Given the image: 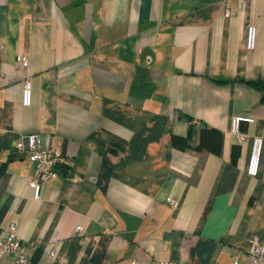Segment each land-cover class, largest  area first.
<instances>
[{
  "label": "crops",
  "instance_id": "0c3cea01",
  "mask_svg": "<svg viewBox=\"0 0 264 264\" xmlns=\"http://www.w3.org/2000/svg\"><path fill=\"white\" fill-rule=\"evenodd\" d=\"M263 82L264 0H0V228L15 223L26 264H246L264 244ZM203 127L217 152L196 145ZM29 132L62 159L37 198L15 146Z\"/></svg>",
  "mask_w": 264,
  "mask_h": 264
},
{
  "label": "built area",
  "instance_id": "2783aa9c",
  "mask_svg": "<svg viewBox=\"0 0 264 264\" xmlns=\"http://www.w3.org/2000/svg\"><path fill=\"white\" fill-rule=\"evenodd\" d=\"M224 11L226 8L224 7ZM256 39V26L253 22H248L245 25L244 32V47L251 49L254 47ZM23 68H27L28 56L25 54H17L15 56ZM31 88L28 75L24 76L20 89V102L24 105L30 102ZM252 115L239 114L234 116L230 122V130L235 133L238 141H244L247 134L240 130L239 123L241 121L251 122ZM262 145V138L258 135H253L249 142V153L247 156L245 171L248 174L254 175L258 168L259 154ZM15 146L26 151L29 161L34 165L35 177L27 180V185L31 190V196L37 198L39 196L41 181L48 179L55 173L54 164L61 160L60 153L56 150L40 147L38 144L37 134L29 132L20 135L15 141ZM168 203L174 206L176 201L173 197L168 198ZM29 244H26L18 239L15 234V223L10 222L4 228H0V257L3 254H10L13 257L15 264H26L28 261ZM52 254V250L49 251ZM246 264H264V244L252 241L245 251ZM155 264H177L176 261L167 259H158ZM231 264H241L237 259H233Z\"/></svg>",
  "mask_w": 264,
  "mask_h": 264
},
{
  "label": "trees",
  "instance_id": "16d2710c",
  "mask_svg": "<svg viewBox=\"0 0 264 264\" xmlns=\"http://www.w3.org/2000/svg\"><path fill=\"white\" fill-rule=\"evenodd\" d=\"M247 82L252 85H257V84L261 85V83H259L258 81L248 80ZM262 85H264V82ZM218 135H219V131L214 127H203L200 130L198 142L196 145L203 146L213 152H217L219 146ZM170 139L172 144L176 147L184 148L187 145V139L185 136L172 134ZM61 161L62 159L57 163H55L53 166L56 167V165H58V163Z\"/></svg>",
  "mask_w": 264,
  "mask_h": 264
}]
</instances>
